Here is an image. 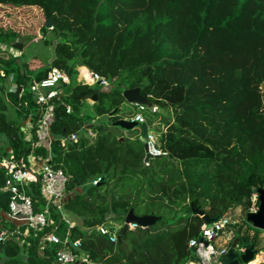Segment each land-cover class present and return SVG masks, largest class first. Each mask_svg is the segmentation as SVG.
Returning <instances> with one entry per match:
<instances>
[{
    "label": "trees",
    "instance_id": "obj_1",
    "mask_svg": "<svg viewBox=\"0 0 264 264\" xmlns=\"http://www.w3.org/2000/svg\"><path fill=\"white\" fill-rule=\"evenodd\" d=\"M0 6L41 10L40 36L55 35L50 62L25 58L11 50L24 42V34L0 25L5 73L0 75V137L8 139L0 161L11 151L30 152L23 123L30 112L34 123L39 118L31 85L52 66L68 65L70 81L61 84L63 92L54 101L51 153L71 176L74 192L65 208L82 219L70 226L51 207L54 224L38 236L30 230L23 245L22 236L2 243L0 264H54L62 245L40 248V236L51 229L63 240L68 233L70 241L81 240L77 252L86 254L83 264H188L198 259L190 240L201 238L205 223L194 207L209 218H232L237 208L246 215L260 206L253 196L255 188L264 189V0H0ZM34 38L28 35L27 42ZM76 66L107 78L110 88L77 83ZM9 76L15 84L11 90ZM137 87L158 107L154 114L165 128L159 130L158 146L167 154L148 161L138 129L121 139L125 128L113 124L133 117L123 93ZM95 95L94 114L84 106ZM93 120L92 139L86 126ZM37 152L48 154L44 147ZM5 177L0 167V212L9 213L12 194L3 190ZM30 192L36 208H43L39 185L32 184ZM131 209L161 219L120 235ZM242 220L233 219L226 228L234 233L229 245L240 238L236 252L252 248L257 255L264 251V230L253 232ZM99 225L116 231L118 240L100 234Z\"/></svg>",
    "mask_w": 264,
    "mask_h": 264
},
{
    "label": "built area",
    "instance_id": "obj_2",
    "mask_svg": "<svg viewBox=\"0 0 264 264\" xmlns=\"http://www.w3.org/2000/svg\"><path fill=\"white\" fill-rule=\"evenodd\" d=\"M90 72L94 83L88 84L85 82V76L79 78V82L88 85H97L103 88L111 86V82L100 75L87 68ZM0 75L5 76L4 71L0 64ZM70 81L69 75L66 74L64 68L58 66H52L47 76L40 80H35L31 89L36 93V103L38 105V120L34 123L33 119L35 114L30 112L23 124V130L26 132L30 141L31 150L27 155L17 156L14 152H10L7 156H4L0 161V167L5 170V183L3 190L12 194L10 201L9 214L16 220L21 221L25 229L17 228L13 231L0 230V246L10 238L16 237V235L26 234L32 230L35 236H38L41 232L54 224V220L51 217V207H56L62 214L64 219L65 205L70 195L69 185L71 176L63 163H55L53 155L38 153L39 147H42L43 140H47L51 137V121L54 118V101L60 97L63 92L61 84L65 82L68 84ZM139 111L131 118L133 121L141 123H147L142 111L149 109L152 113H156L159 109L156 105L150 106L146 104H138ZM68 112L71 111L69 106ZM35 129V130H34ZM34 131H36L35 139ZM143 140L148 144L149 152L153 156L166 155L167 151L161 149L158 146V134L152 131L148 126V133L143 135ZM72 139H76L77 135L72 134ZM101 177L93 181L97 184L101 181ZM37 184L40 187V194L43 198L44 206L41 209H37L35 206V200L30 192L32 184ZM257 197L255 198V200ZM257 207H253L252 210L256 211ZM232 223V220L228 216L220 217L217 221L212 222L210 225L205 224L202 227L201 238H192L190 240V246L197 247V252L200 246L204 242H208V245L204 247L205 256L211 261L212 264H224L222 258L225 256L229 248L222 246L217 248L212 242L218 239L220 234ZM140 225L137 222L130 223V229H136ZM97 231L102 235L109 236L110 241L116 242L119 238L116 231L110 230L105 225H99ZM40 248L44 249L45 244L53 243L60 244L62 248L58 250L54 264H77L80 262H86L87 256L80 254L79 251L82 247L80 239L75 241L69 240L68 236L63 240L57 233L56 229H51L42 236H40ZM211 249V251H209ZM245 248L241 251L244 252ZM188 264H203L201 260H192Z\"/></svg>",
    "mask_w": 264,
    "mask_h": 264
},
{
    "label": "rangeland",
    "instance_id": "obj_3",
    "mask_svg": "<svg viewBox=\"0 0 264 264\" xmlns=\"http://www.w3.org/2000/svg\"><path fill=\"white\" fill-rule=\"evenodd\" d=\"M45 18L41 10L37 8H31V7H3L0 6V25L4 26H12L16 30L21 31L24 35V40L19 42L23 43L22 50L16 49L15 47L11 48V50L14 52V54L18 55H24L25 58H31L33 56H39L43 57L44 59H47L49 62L52 60L54 55V46L52 45V42L55 41V35L52 31H50L45 37L40 36L39 29L44 24ZM33 35L35 38L27 42V36ZM40 36V37H39ZM25 42H27L25 44ZM3 51L0 50V54ZM3 57H6V55H3ZM76 72H79V67L76 66ZM125 109L132 111V116L136 112L139 111L135 106H132L131 104L127 103L125 104ZM144 117L146 118V121L149 124V128L154 131L155 133H160V129H162V126H159L158 123L160 122L161 118L158 114L152 113L149 109L142 111ZM166 115L169 113L164 112ZM126 116H129L128 114H125ZM129 118V117H128ZM161 123V122H160ZM137 132L142 135V133L137 130ZM142 137H144L142 135ZM6 147H8V139L5 136L0 137V152L3 151ZM257 195V194H256ZM258 197V196H257ZM259 207L256 208V211ZM239 211V209H236ZM235 210V211H236ZM247 214V213H246ZM245 216V218H244ZM241 217V218H240ZM239 220L243 219L245 220L248 225H250V228L253 232L256 231V227H254L250 222L247 221V216L242 214L241 211H239V216L232 217L231 220ZM242 220V221H243ZM227 231H225L220 234L217 240L212 242L217 248L220 247V244L222 241L226 238ZM227 246H230L229 244ZM231 247V246H230ZM236 251H239L236 247ZM238 253V252H237ZM241 255V252L238 253ZM251 263V262H249ZM248 263V264H249Z\"/></svg>",
    "mask_w": 264,
    "mask_h": 264
},
{
    "label": "water",
    "instance_id": "obj_4",
    "mask_svg": "<svg viewBox=\"0 0 264 264\" xmlns=\"http://www.w3.org/2000/svg\"><path fill=\"white\" fill-rule=\"evenodd\" d=\"M46 26L48 28H51L53 26V21L51 18L46 19ZM41 35H43V32L40 31ZM23 43L17 41L13 44V47L18 48L19 50H22L23 48ZM65 72L67 75H69V66L67 65L65 67ZM124 97L129 103H134V104H146L153 106L154 102L151 99L146 98L143 96L141 92V88H131V89H126L124 90ZM97 96L95 95L93 97L94 100H96ZM165 118L162 120L164 121ZM114 125L120 126L125 129H132L135 127H140L142 129L143 135H146L148 133V125L147 123H139L137 121H133L128 118H121L119 120H116L113 122ZM145 149L147 152L146 155V161H148L150 158L153 157V155L149 152V147L148 144L145 143ZM255 194H257L258 198L260 199V206L257 211H249L247 213V221L250 222L254 227L258 229L264 230V189H259L255 188L254 189ZM192 207H194L192 203ZM194 213L200 214L203 216L205 224H211L214 221H217L219 217L215 218H209L202 210H199L198 208H193ZM159 219H161V216H156V215H136L134 211L131 209L129 213L127 214L124 225L120 230V235H122L126 230L129 229L130 223L132 222H137L139 225L145 228H149L151 225L155 224ZM240 241V238H235L231 247L229 248L228 253L223 256L222 260L225 264H241L246 263L248 264L250 261H252L256 253L252 248H247L244 250V252L239 255L236 252V247L238 246V243ZM208 245V242H204L203 245L200 246L199 251L197 252V257L199 260L202 261L203 264H212L211 261L205 256L204 254V247Z\"/></svg>",
    "mask_w": 264,
    "mask_h": 264
},
{
    "label": "crops",
    "instance_id": "obj_5",
    "mask_svg": "<svg viewBox=\"0 0 264 264\" xmlns=\"http://www.w3.org/2000/svg\"><path fill=\"white\" fill-rule=\"evenodd\" d=\"M79 67V72L76 74V81L77 83H80L79 82V78H80V75H81V70L83 68L87 69L86 66H78ZM6 87L8 90H11L12 88L15 87V84H14V81L12 79V76H9L6 80ZM110 87H108L107 89H109ZM94 103H95V100L93 98H87L85 100V110L87 112H90V113H94L95 114V110H94ZM98 118V117H97ZM124 118H128V117H124ZM165 118L164 121H167L168 118L167 117H163ZM162 118V119H163ZM25 123V122H24ZM23 123V124H24ZM95 123V120H93V122H91L90 124H87V128H88V134L89 136L93 139L96 137V132L93 131L91 129V126L94 125ZM147 125L149 126V124L147 123ZM23 128V127H22ZM137 129H139V131L142 133V129L140 127H135ZM165 130V128H163ZM52 133V131H51ZM123 136L121 139L124 138V136H130L131 135V132L129 131V129H124L121 131V133ZM158 134V137L160 135V133H157ZM143 135V133H142ZM53 139H54V136H53V133L51 135V137L47 140H43V145L42 147L46 148L48 153L50 152L51 153V145H52V142H53ZM52 154V153H51ZM53 155V154H52ZM66 166V165H65ZM71 192H74V191H71ZM257 197L256 194H254L253 196V200H255V198ZM258 198V197H257ZM240 210V208H237ZM239 211H235L236 212V216H239ZM250 211H255V210H250ZM0 216H2V219L4 220V222L0 221V230H6V231H13L17 228H22V227H25L24 224L19 221V220H16L15 218H13L9 213H5V212H0ZM247 216V214H246ZM64 220L70 225V226H73V225H80L82 223V219L81 217H79L78 215L76 214H73L71 213L69 210H65V213H64ZM11 227H14L13 229H11ZM22 230V229H21ZM26 230V229H25ZM23 231V230H22ZM227 231V234H226V238L222 241V243L220 244V247L222 246H227L230 242V240L233 238L234 236V233L232 230H228L226 229ZM28 235V232H26V234H21L19 236H16L18 237L17 239L20 238V236H22L23 238H20L19 239V242L21 245L25 244V237H27ZM48 242L45 244V246H47ZM228 248H230V246H227ZM81 255L84 254L82 251L79 252ZM24 254V253H23ZM86 255V254H85ZM25 256V254H24ZM261 256V257H260ZM257 257V258H256ZM257 259H261L258 263H255V264H264V251H261L259 254H257L255 256V258L253 259V261L251 262V264H254V262L257 260ZM79 264H83V262H80ZM250 264V263H249Z\"/></svg>",
    "mask_w": 264,
    "mask_h": 264
},
{
    "label": "clouds",
    "instance_id": "obj_6",
    "mask_svg": "<svg viewBox=\"0 0 264 264\" xmlns=\"http://www.w3.org/2000/svg\"><path fill=\"white\" fill-rule=\"evenodd\" d=\"M84 76H85V82L88 84H92L94 83V80L92 79V76L90 74V72H88L87 69L84 70ZM209 251H211V249H209ZM255 264V262H254Z\"/></svg>",
    "mask_w": 264,
    "mask_h": 264
},
{
    "label": "bare ground",
    "instance_id": "obj_7",
    "mask_svg": "<svg viewBox=\"0 0 264 264\" xmlns=\"http://www.w3.org/2000/svg\"><path fill=\"white\" fill-rule=\"evenodd\" d=\"M261 257V256H260ZM257 258V257H256ZM261 259H257L256 261H255V263H258L259 261H260ZM253 261V260H252ZM251 261V262H252ZM251 264V263H250Z\"/></svg>",
    "mask_w": 264,
    "mask_h": 264
}]
</instances>
